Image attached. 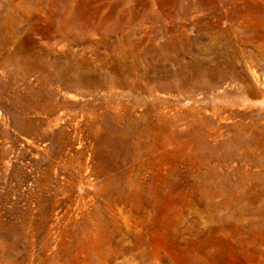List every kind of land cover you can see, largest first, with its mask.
<instances>
[{"label":"rangeland","instance_id":"rangeland-1","mask_svg":"<svg viewBox=\"0 0 264 264\" xmlns=\"http://www.w3.org/2000/svg\"><path fill=\"white\" fill-rule=\"evenodd\" d=\"M0 264H264V0H0Z\"/></svg>","mask_w":264,"mask_h":264}]
</instances>
